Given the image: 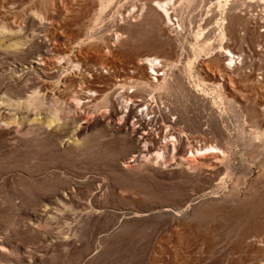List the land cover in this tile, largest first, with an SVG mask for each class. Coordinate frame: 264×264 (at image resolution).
Returning <instances> with one entry per match:
<instances>
[{"label": "rangeland", "instance_id": "rangeland-1", "mask_svg": "<svg viewBox=\"0 0 264 264\" xmlns=\"http://www.w3.org/2000/svg\"><path fill=\"white\" fill-rule=\"evenodd\" d=\"M241 1H175L166 27L154 0H0V264H264V56L226 19Z\"/></svg>", "mask_w": 264, "mask_h": 264}, {"label": "bare ground", "instance_id": "bare-ground-1", "mask_svg": "<svg viewBox=\"0 0 264 264\" xmlns=\"http://www.w3.org/2000/svg\"><path fill=\"white\" fill-rule=\"evenodd\" d=\"M181 2L184 0H154V2L150 3L148 5V10L149 12L153 13V15L155 16H160L161 18H165V22L164 24H166V27H170L173 23H172V19L170 18L168 9L169 8H173L174 6V2ZM145 4H141L139 5V8L137 9V11L139 12V14H142L143 10L145 9ZM176 6V5H175ZM240 10L243 11L241 13H239L236 17H228L226 18L227 21L229 22H233V20L236 21V23H239V25L243 26V30L244 32L247 34V38H251V39H256L255 40V50L253 49V51L258 52V54L263 55L264 56V0H242L240 3ZM258 7H261L262 10H256V14H251L250 11L254 9H258ZM132 10H134V8H132ZM225 19V18H224ZM236 35L237 33L235 32V30H233L232 32V36L234 39H236ZM245 37V35L243 34V36L239 37V39L241 40V38ZM115 39H117V36L114 37ZM252 41V40H251ZM253 44V43H251ZM143 55H150L149 53H142ZM218 59H217V64L221 66V68L223 70H227L228 68L231 67L230 62L234 61V54L229 50V49H224L222 51H220V54L218 55ZM144 62L148 65V67L151 69L152 74L154 77H149L150 73L147 74V80L149 82H155L158 81V76L160 75L159 71L161 70H165V63H162L155 55L154 56H147L144 57L143 59ZM152 79V81H151ZM90 92L86 93V95H89ZM115 96V95H114ZM130 99V98H129ZM128 101L124 102V104H122L121 107H119L120 111H124V112H128L131 114H136L138 116V118L143 119V109L139 108L142 105H145L146 107H151L153 104V97H150V100L148 101V103H143L142 105L137 103L136 101ZM147 101V99H145ZM109 102L111 103V105L113 104V95L111 97H109ZM155 102V101H154ZM78 102H75V106L77 107ZM137 111H139V115L136 113ZM144 113V112H143ZM165 133V132H163ZM164 135V134H163ZM168 135V134H167ZM165 135V136H167ZM141 137V141H145L146 139V135L145 133H141L140 135ZM175 138V137H174ZM172 139L173 137H167L164 141V146H163V150L167 149L169 144H172ZM174 146V145H173ZM206 149H212V147H208ZM214 149V147H213ZM197 152V151H196ZM201 154V153H200Z\"/></svg>", "mask_w": 264, "mask_h": 264}]
</instances>
